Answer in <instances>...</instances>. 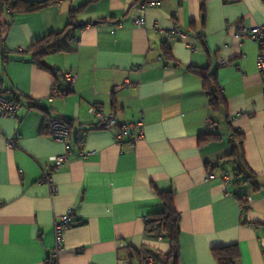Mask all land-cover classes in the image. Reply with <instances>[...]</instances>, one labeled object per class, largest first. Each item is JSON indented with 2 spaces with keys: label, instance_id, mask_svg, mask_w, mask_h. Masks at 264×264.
<instances>
[{
  "label": "crops",
  "instance_id": "obj_1",
  "mask_svg": "<svg viewBox=\"0 0 264 264\" xmlns=\"http://www.w3.org/2000/svg\"><path fill=\"white\" fill-rule=\"evenodd\" d=\"M143 1L59 0L32 12L1 11L0 88L15 92L23 108L17 118L0 116V264H46L56 242L54 221L69 208L74 213L59 264H143L146 257L145 264H170L169 240L146 230V218L164 210L159 191L173 192L181 214L179 264H219L213 249L231 244L240 251L237 264H264L261 47L235 37L240 23L264 25V0H204L205 10L201 0L142 8ZM81 6L76 19L90 23L46 55L42 67L27 50L64 30L71 10ZM138 17L145 27L135 24ZM174 26L187 37L168 39L164 30ZM194 67L216 73L228 118L210 109ZM67 71L79 75L74 88L51 99L55 85H66ZM91 106L121 124L144 116L145 136L131 144L135 129L118 143ZM54 116L70 122L72 156L54 173L58 192L52 194L40 179L50 158L65 149L47 126ZM220 130L230 148L232 133L243 134L255 184L239 181L232 162L223 164L231 149L220 153L222 133L202 143L201 134Z\"/></svg>",
  "mask_w": 264,
  "mask_h": 264
},
{
  "label": "trees",
  "instance_id": "obj_2",
  "mask_svg": "<svg viewBox=\"0 0 264 264\" xmlns=\"http://www.w3.org/2000/svg\"><path fill=\"white\" fill-rule=\"evenodd\" d=\"M58 1L59 0H0V13L6 6H8L10 12H32L56 4ZM201 5L202 10H205L204 0H201ZM83 7L84 6H81L71 10L70 21L64 30L50 32L36 41L32 47L27 50L42 67H47L43 62V58L46 55L63 49L64 45L62 41L65 38L72 36L78 28L84 27L86 24L90 23L80 22L76 19L77 13L83 11ZM166 53L168 54L167 50ZM193 71L203 78L204 88L209 95L210 109L218 114L223 111L225 112V117L228 118L227 102L217 82L216 73L211 72L208 68L200 67H194ZM13 94L15 95V92H13ZM16 97L21 101L17 94ZM67 122L70 124L68 120ZM47 126L50 128V119L47 120ZM200 138L202 143H209L220 140L222 134L219 132L203 133L200 135ZM243 138V134L237 132L232 133V139L230 140L232 146L231 152L224 158L226 162H232L234 164V174L239 181L255 184L256 175L252 173L244 159ZM218 167H220V165H218ZM159 195L163 201L164 210L152 214L146 219V230L148 233L162 235L169 240L171 252L168 256V261L170 264H179L181 214L174 206L173 192L159 191ZM241 202L244 207L243 211H246L248 208L246 201L241 200ZM213 252L219 264H237L240 257V251L236 244L214 248Z\"/></svg>",
  "mask_w": 264,
  "mask_h": 264
},
{
  "label": "built area",
  "instance_id": "obj_3",
  "mask_svg": "<svg viewBox=\"0 0 264 264\" xmlns=\"http://www.w3.org/2000/svg\"><path fill=\"white\" fill-rule=\"evenodd\" d=\"M225 1H236V0H225ZM156 0H144L141 3L142 8H145L148 5L157 3ZM135 24L138 27H145L146 20L143 17H138L135 19ZM166 37L168 39L172 38H184L187 37L188 33L180 28L172 27L170 29L164 30ZM235 37L242 40H251L261 47L260 52L257 56V64L259 71L264 75V25H250L245 23H240L236 27ZM75 38L71 42H75ZM190 47L193 51H198L197 46L190 44ZM221 63L225 64L227 61L222 60ZM137 70L142 71V66H134ZM63 78L66 80V85L64 87L54 86L51 94V99L56 95H66L68 94L76 84L79 75L73 72L67 71L63 72ZM129 83V82H128ZM132 84V83H129ZM137 85V84H132ZM23 108L22 102L13 94L11 90H4L0 88V116L1 117H10L17 118L19 111ZM89 112L95 116L99 124L104 125L106 128L112 129L115 131L116 140L118 143L122 144L125 141V137L131 133L132 130H137L138 135L132 137L130 140L131 144H134L138 139L145 136V118L141 116L137 120L128 124H121L115 114L106 113L102 108L97 106H91ZM208 123L212 124L210 118H208ZM50 131L53 138L60 144H62L65 149L62 153L54 155L50 158L49 165L44 168L42 172V177L40 183H45L49 186L51 193L55 194L58 192V185L53 179L54 173L58 172L68 161H70L72 156V138H71V126L64 117L54 116L50 118ZM16 139L10 138L8 144L12 147L16 146ZM96 150L91 153H95ZM215 175L211 172L208 174L209 178H213ZM226 181H230V176H224ZM246 203L252 200L251 196L244 197ZM242 205V212H243ZM74 210L69 208L68 211L63 214L61 217L54 221V232L56 242L52 248L50 254L46 259V264H59V258L64 252L65 248L63 245V236L71 224L72 216ZM147 219V218H146ZM150 257L143 259V264H145Z\"/></svg>",
  "mask_w": 264,
  "mask_h": 264
},
{
  "label": "rangeland",
  "instance_id": "obj_4",
  "mask_svg": "<svg viewBox=\"0 0 264 264\" xmlns=\"http://www.w3.org/2000/svg\"><path fill=\"white\" fill-rule=\"evenodd\" d=\"M220 133H222L224 135V138L222 141L217 142V146H218V149L220 150V153L223 155V154L228 153L231 148L229 146L228 139H227L226 135L224 134L225 132H223V130H220ZM223 164L224 165H226V164L230 165V162H223Z\"/></svg>",
  "mask_w": 264,
  "mask_h": 264
}]
</instances>
